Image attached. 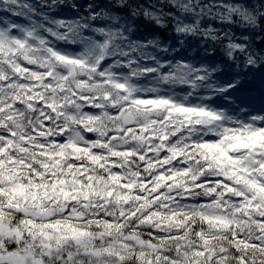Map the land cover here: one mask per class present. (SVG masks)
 Here are the masks:
<instances>
[{
    "label": "clouds",
    "instance_id": "1",
    "mask_svg": "<svg viewBox=\"0 0 264 264\" xmlns=\"http://www.w3.org/2000/svg\"><path fill=\"white\" fill-rule=\"evenodd\" d=\"M0 264H264V0H0Z\"/></svg>",
    "mask_w": 264,
    "mask_h": 264
}]
</instances>
